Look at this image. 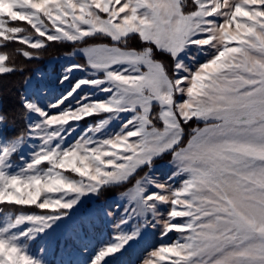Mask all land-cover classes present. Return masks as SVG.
I'll return each mask as SVG.
<instances>
[{"label":"snow or ice","instance_id":"1","mask_svg":"<svg viewBox=\"0 0 264 264\" xmlns=\"http://www.w3.org/2000/svg\"><path fill=\"white\" fill-rule=\"evenodd\" d=\"M54 46L50 97L24 73ZM12 75L0 264H115L149 232L138 264H264V0H0Z\"/></svg>","mask_w":264,"mask_h":264},{"label":"rangeland","instance_id":"2","mask_svg":"<svg viewBox=\"0 0 264 264\" xmlns=\"http://www.w3.org/2000/svg\"><path fill=\"white\" fill-rule=\"evenodd\" d=\"M67 63H69V61L66 60L65 55H63L59 58L50 59L43 68L38 69L40 73L44 74L43 83L49 86L50 97L59 95V92L62 90L59 88V85L56 82V76L60 71H62L63 67ZM74 75L79 76V73H75ZM33 83H35V80ZM90 206L95 207L94 204ZM110 231L111 229L108 225L97 221L96 228L91 230L89 233V239L94 244L102 239H105ZM166 242L167 241L160 240L159 232H149L139 244L135 245L133 249L129 250V252L124 256L119 257L118 260L115 261V264H138V258H141L145 254L146 250L159 243Z\"/></svg>","mask_w":264,"mask_h":264},{"label":"trees","instance_id":"3","mask_svg":"<svg viewBox=\"0 0 264 264\" xmlns=\"http://www.w3.org/2000/svg\"><path fill=\"white\" fill-rule=\"evenodd\" d=\"M16 46L18 45H13V47ZM70 51H71L70 47H61V46L49 47L43 52L40 60L32 61L27 65L29 71L25 72L24 75L27 76L34 73L36 70L43 68L46 65L47 61H49L50 59L59 58ZM76 61L79 62V58H76ZM21 82H22V78L19 75H12L0 81V84H2L4 87L15 86L16 88H19ZM108 195L111 196L113 195V193H109Z\"/></svg>","mask_w":264,"mask_h":264}]
</instances>
